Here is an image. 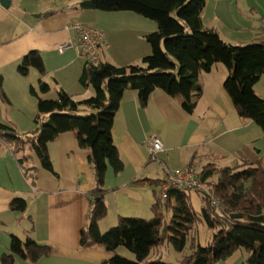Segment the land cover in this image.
I'll return each mask as SVG.
<instances>
[{
  "label": "crops",
  "instance_id": "obj_1",
  "mask_svg": "<svg viewBox=\"0 0 264 264\" xmlns=\"http://www.w3.org/2000/svg\"><path fill=\"white\" fill-rule=\"evenodd\" d=\"M80 1L0 0V124H11L18 132L35 128L38 99L30 87H36L40 78L50 86L41 95L46 98H56L58 88L76 100L94 95L92 85L80 80L86 58L73 48L58 50L61 43L78 40L71 22L104 31L94 63L127 66L141 63L150 54L145 35L157 28L155 21L134 11L82 7ZM263 15L264 0H206L202 21L215 27L225 41L241 44L264 39ZM32 49L39 51L45 72L31 67L23 75L17 67ZM227 75V67L220 62L199 74L196 83L201 94L192 112L181 107L180 96L161 88L154 89L144 104L141 89L123 93L114 115L111 141L125 163L117 173L107 167L103 193L106 206L112 202L118 218L151 210L160 193V182L141 180L160 181L165 162L174 167L192 163L201 169L212 162L233 166L264 155V133L253 120L235 112L223 88ZM255 90L264 99V75L258 78ZM46 119L43 116L40 120ZM150 135L163 142V149L154 155L141 145ZM48 153L55 173L42 167L32 152L36 177L31 181L0 139V258L9 251L11 234L23 238L29 233L47 244L50 251L35 264H102L111 252L101 246H80L93 187L86 149L69 130L48 143ZM15 197L26 199L24 211L12 209ZM236 251L215 264H229ZM13 264L33 263L17 256Z\"/></svg>",
  "mask_w": 264,
  "mask_h": 264
},
{
  "label": "trees",
  "instance_id": "obj_2",
  "mask_svg": "<svg viewBox=\"0 0 264 264\" xmlns=\"http://www.w3.org/2000/svg\"><path fill=\"white\" fill-rule=\"evenodd\" d=\"M205 1L81 0L82 7L134 11L153 19L157 28L145 35L150 54L141 63L127 66L86 62L80 80L91 84L95 93L82 100L74 99L62 88L57 89L56 98L41 96L50 86L40 78L36 87H30L38 99L35 128L18 132L11 124H0V139L13 151L31 181L36 177L31 153H35L42 167L55 173L48 143L65 131L74 132L93 169L91 206L80 246H101L111 252L102 264H170L154 256L151 249L167 237L175 241L179 250L183 249L188 232L201 219L214 229L210 241L201 245L192 240L191 251L178 264H214L238 249L247 251L246 263L264 264V155L240 160L233 166L212 162L197 169L206 191L170 188L164 202L157 193L150 218L122 217L105 231L99 228V221L107 213L103 200L106 169L110 165L117 173L125 163L111 137L114 115L126 90L141 89L140 101L144 104L154 89L161 88L172 96H180L181 107L192 112L201 94L197 77L220 62L228 69L223 88L235 112L253 120L264 133V99L255 90L258 78L264 75V39L241 44L225 41L215 27L203 24ZM31 67L45 72L37 49L29 50L17 69L26 75ZM43 116L47 117L45 122L40 121ZM162 179L141 181L158 183ZM188 191L201 195L199 211L193 207ZM162 204L166 211H172L170 223L165 219ZM26 205L23 197H15L11 202L13 210L24 211ZM119 246L131 251L133 258L120 254ZM8 249L1 255L0 264H13L17 256L35 264L50 252L47 244L29 233L23 238L11 234Z\"/></svg>",
  "mask_w": 264,
  "mask_h": 264
},
{
  "label": "built area",
  "instance_id": "obj_3",
  "mask_svg": "<svg viewBox=\"0 0 264 264\" xmlns=\"http://www.w3.org/2000/svg\"><path fill=\"white\" fill-rule=\"evenodd\" d=\"M262 22V30L264 32V15L262 17ZM69 26L76 30L78 40L76 42L68 41L61 43L58 46V50L62 52L66 49L73 48L78 55L85 57L87 62L94 63L97 59L98 48L105 39L104 31L93 25L78 22H71ZM141 145L146 148L151 155L163 149V142L157 135L145 137ZM162 178L159 197L161 202L166 200L170 188L206 191L204 183L197 175V166L192 163L181 167H171L165 162V170L163 171ZM211 202L216 203V200L212 199Z\"/></svg>",
  "mask_w": 264,
  "mask_h": 264
},
{
  "label": "rangeland",
  "instance_id": "obj_4",
  "mask_svg": "<svg viewBox=\"0 0 264 264\" xmlns=\"http://www.w3.org/2000/svg\"><path fill=\"white\" fill-rule=\"evenodd\" d=\"M153 20V19H150ZM154 21V20H153ZM104 42V40H103ZM103 42L101 44H103ZM104 46H102L103 48ZM101 52V51H100ZM188 195H190L191 202L193 204V207L199 211L200 205L202 203L201 195L198 194L195 191H188ZM107 213L104 218H102L99 221V227L101 231L107 230L109 227L117 224L119 218L116 214V211L114 209V204L110 201L107 202ZM162 211L165 213V219L168 223L171 221L172 211L167 210L164 204H162L161 207ZM127 217H142V218H150L153 216L152 209L149 212H146V214L143 213V211L139 212L138 214H126ZM213 228H210L202 219L198 220L195 227L190 230L187 234V240L183 247V249L179 250L176 247V243L174 240H172L170 237H167L166 240L163 241V243L153 247L151 249V253L154 256H159L164 262L170 263V264H178L179 261L183 258V256L187 253H189L192 249L191 241L194 240V243H199L201 245L207 244L212 236ZM119 253L122 255H125L129 258H133V254L131 251H129L124 246H119L118 249ZM235 255H232L228 261L229 264H248L245 262L247 251L245 249H238ZM225 260V259H224ZM223 261V259L221 260ZM215 264V263H214Z\"/></svg>",
  "mask_w": 264,
  "mask_h": 264
}]
</instances>
